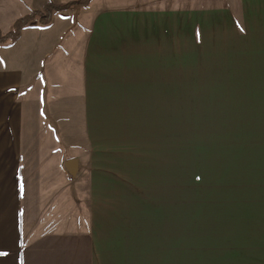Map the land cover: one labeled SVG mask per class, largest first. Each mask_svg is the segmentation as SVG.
<instances>
[{"label": "crops", "instance_id": "obj_1", "mask_svg": "<svg viewBox=\"0 0 264 264\" xmlns=\"http://www.w3.org/2000/svg\"><path fill=\"white\" fill-rule=\"evenodd\" d=\"M69 1L0 0V28ZM170 3L93 0L0 46V264H264V0ZM131 107L198 108L180 232L172 166L110 138Z\"/></svg>", "mask_w": 264, "mask_h": 264}, {"label": "rangeland", "instance_id": "obj_2", "mask_svg": "<svg viewBox=\"0 0 264 264\" xmlns=\"http://www.w3.org/2000/svg\"><path fill=\"white\" fill-rule=\"evenodd\" d=\"M165 3L171 2L173 8H210L214 0H146ZM119 109V108H115ZM123 111V116L121 115ZM197 107H173V108H144L131 107L120 109V120L116 127L110 124V138L115 141L116 147L124 148L127 156L142 153L144 157L147 153L148 166H172L173 173V213L175 232H180L183 225V212L197 210L196 197L193 196V189L184 186L183 176V141L185 137L190 141L196 137L197 133ZM79 134L84 133L82 125L79 123ZM83 130V131H82ZM115 136H119L120 139ZM110 141V140H109ZM100 142H98L99 145ZM118 143V144H117ZM111 149H116L112 147ZM84 156L83 158H85ZM133 166H145L142 160L136 157ZM144 191V190H143ZM153 195V194H152ZM157 197V196H156ZM189 198V200H188ZM160 197L154 205L160 210L170 208V203L166 204ZM110 202L105 204L110 211L132 210L130 207L136 205L139 210V202ZM86 205V204H85ZM153 205V204H152ZM106 208V207H105ZM144 209V208H142ZM178 230V231H176Z\"/></svg>", "mask_w": 264, "mask_h": 264}, {"label": "trees", "instance_id": "obj_3", "mask_svg": "<svg viewBox=\"0 0 264 264\" xmlns=\"http://www.w3.org/2000/svg\"><path fill=\"white\" fill-rule=\"evenodd\" d=\"M92 1L93 0H72L60 4L48 2L42 9L32 10L28 14L17 18L8 32L4 33L0 28V46L8 42L19 40L23 30L29 26H48L51 24L56 14L70 9L86 8Z\"/></svg>", "mask_w": 264, "mask_h": 264}, {"label": "water", "instance_id": "obj_4", "mask_svg": "<svg viewBox=\"0 0 264 264\" xmlns=\"http://www.w3.org/2000/svg\"><path fill=\"white\" fill-rule=\"evenodd\" d=\"M67 165H68V167H69L72 171H74V173H75V170H76L77 165H78L77 160H75V159L70 160V161L67 163Z\"/></svg>", "mask_w": 264, "mask_h": 264}, {"label": "snow or ice", "instance_id": "obj_5", "mask_svg": "<svg viewBox=\"0 0 264 264\" xmlns=\"http://www.w3.org/2000/svg\"><path fill=\"white\" fill-rule=\"evenodd\" d=\"M0 255H6L5 253H0Z\"/></svg>", "mask_w": 264, "mask_h": 264}]
</instances>
